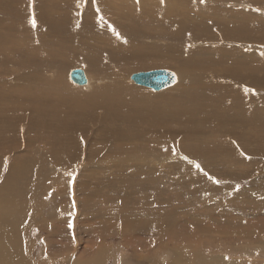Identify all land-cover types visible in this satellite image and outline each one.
Listing matches in <instances>:
<instances>
[{
  "label": "rangeland",
  "instance_id": "obj_1",
  "mask_svg": "<svg viewBox=\"0 0 264 264\" xmlns=\"http://www.w3.org/2000/svg\"><path fill=\"white\" fill-rule=\"evenodd\" d=\"M0 1V4L5 2L3 11L8 16L13 13V17L9 16L12 19L7 20L11 26H19L18 21L27 25L25 39V35L21 36L18 31L9 29L5 32V27L3 38L7 37L8 40L5 39L3 43L5 46L9 43L6 48H10L11 42L19 39L28 45L29 52L36 48L41 51L42 56L31 53V61L38 57L44 59L37 66H27L25 60L29 56L23 52L15 51L18 55H11L13 51L11 54H0V124L14 126L16 129L12 131L19 133L11 138L13 133L9 128L0 129V137L3 138L0 140V194L3 186L9 188L7 183L13 181L17 174L11 175L8 171L13 157L27 156L32 150L38 152L34 163L38 162L41 167L43 165L37 172L44 173V177H29L28 169H34L33 163H30L24 169L28 172L23 177L25 179L18 185L13 183L20 191L25 188L23 191L30 205L29 213H32L33 220L24 222L30 226L27 227L28 236L32 240L29 236L31 246L27 242L25 249L30 246L33 261H40L39 251L48 242L53 247L50 250H57L59 255L77 248L79 255L90 252L89 257L96 251V247L106 243L110 245V250L105 257V264H118V261L121 264V260L122 264H165L171 258L170 250L179 249L184 255L197 247H209L211 251H221L228 257L237 255L234 257L240 264L248 257L256 262H264L262 252L243 256V250L248 251L247 241L250 242L248 246L252 247L264 241L261 239L258 242L259 236H264V159L250 156V159L247 158L250 163L244 165L243 169L234 165L233 161H224L225 157L230 158L231 147L241 151V140L235 136L239 128H231L237 125L239 119L244 117L248 122L251 119L259 120L257 127L246 134L251 135V139L259 136L264 138V127L260 128L264 124V89H255L249 73V77L238 76L234 83L233 78L221 69L224 66H235V61L241 64L240 61L245 58L249 64L264 65V0H26L24 8L21 0L19 14L12 1ZM54 3L58 5L53 7ZM165 7L170 8L169 13L159 10ZM51 10L60 11V15L58 12L59 16L53 17L56 11ZM20 14L25 15L24 20ZM206 15L212 24L197 27L196 22L206 20ZM86 16L89 18L86 19ZM99 24L104 26L102 28L105 32L96 29ZM181 24H185V28ZM53 26H56V30ZM179 29L182 34L187 32L189 35L191 32L188 41L178 43L171 40L176 39L173 34L181 32ZM74 33L95 34L94 41L97 40L99 45L98 39H116L118 43L129 42L130 45L125 55L106 52L105 57L111 56L118 60H104L99 63L103 66L98 70L97 66L90 65L92 62L89 60L65 62L59 57L74 59L81 56L75 54L73 48L74 40L81 36ZM59 35L63 38H59ZM85 37L81 40L87 42V39H83ZM36 40L45 45L41 46ZM30 42H33L31 46ZM136 46L150 49L140 51L136 58L134 56L128 60L132 53H136ZM170 51H173V58L179 57L185 63L170 60ZM17 57L22 60L18 61ZM75 68L84 70L89 78V86L71 82L68 74ZM158 68H167L177 74L178 82L175 86L152 91L130 80L134 72ZM60 79H64L61 84H67H64L65 91L62 90L63 85L59 88L53 84ZM258 80L262 81V78ZM116 82L120 86L111 84ZM233 83L234 87L229 88ZM107 85L109 89H105ZM184 85L187 86L183 89ZM24 90L32 98H27L26 103L19 99ZM73 90H77L76 95ZM241 92L245 95L251 93L248 100H238L239 104L242 101L245 105L241 102L243 106L233 105L228 109L227 99V109L215 123L212 109L218 97L235 96L233 100H236ZM202 98H205L204 102ZM240 110L244 116H241ZM253 110L259 111L262 117L258 118L256 111L251 112ZM33 120L34 123L42 121L43 126L31 127ZM214 125L219 129L215 127L214 130ZM247 127V124H242L240 128ZM189 129L197 141L187 138ZM135 132H143L145 136L139 135L138 139ZM39 135L43 138H37ZM202 139L207 142L214 140L216 149L204 146L203 141L199 142ZM14 141L22 146L17 152L9 149ZM154 141L174 147L166 154H159L155 149L153 152L148 148L147 144ZM198 142L203 146H198ZM49 143L56 145L51 149L54 153L43 155L50 149ZM137 143H142L145 151L141 147L140 151H134L133 147ZM255 144L256 141L251 140L248 148L254 151ZM117 145L125 146L128 152H120L118 156L110 153L116 161L111 158L107 164L106 152L109 154L112 151L110 146L117 150ZM185 146V154H181L179 150L183 151ZM209 148L211 151L217 150L215 156L201 153L202 149L206 151ZM95 150L99 152L92 153ZM60 157L62 159L58 161ZM252 169L255 170L250 171ZM216 176H219L218 179ZM217 181L223 186L214 188L215 195L208 194L207 197L209 185ZM42 184L48 185V188L40 191L38 187ZM227 186H231L229 190H222ZM245 188L246 199L241 196L233 198L236 191ZM194 190L199 194L193 196L190 192ZM12 194L14 192H10ZM108 195L114 199L111 201L113 203L109 202L110 199L108 202L103 201L107 200ZM223 199L227 202L223 213L230 214H220V207L216 211L210 208L220 204ZM35 204L41 209L36 206L34 211ZM204 209L207 212H203ZM40 217L46 218L49 225L38 224ZM259 219H262L261 223ZM244 220H249V223ZM76 223L77 228L73 230V224ZM46 224L48 229L40 227ZM112 228H116L115 231ZM162 231L164 234L160 235ZM38 234L41 239L36 237ZM20 247L22 244L13 248ZM163 247H167V252L163 251ZM121 248L127 251L126 257L120 255ZM134 252H140L147 258H134Z\"/></svg>",
  "mask_w": 264,
  "mask_h": 264
},
{
  "label": "bare ground",
  "instance_id": "obj_2",
  "mask_svg": "<svg viewBox=\"0 0 264 264\" xmlns=\"http://www.w3.org/2000/svg\"><path fill=\"white\" fill-rule=\"evenodd\" d=\"M10 1H12L13 3H14V5L17 7V9H18V14L21 12V6H22V1L21 0H10ZM25 1L26 0H23V8L26 6V4H27V2L25 3ZM1 2V1H0ZM58 5V3H54L53 4V7L54 6H57ZM4 7H5V2L4 1H2V3L0 4V12H2V13H0V17L1 18H3V19H0V54H11V52H12V54L11 55H13V54H17V53H15V51H19V52H23L22 54H26V55H28L29 56V58H28V60H25L26 62H27V66H29V65H33V66H37L38 64H41V60H44V59H41V58H36L34 61H31V58L33 57L32 55L33 54H31V53H39V56H42V55H40V52L38 51V50H31L30 52H29V50H28V48L29 47H27L28 45L27 44H25L23 41H21V40H19V39H16V41H13V42H11V47L13 48L12 50L10 49V48H6V46H8L9 45V43H7L6 44V46L4 45V43H3V41L5 40V39H7V37L6 38H3V32H4V29H5V27H6V31L5 32H7V30H9V29H11V30H15V31H18L20 34H21V36L23 35H25L24 36V39H25V37H26V30H27V25L24 23V22H22V21H18L19 23H20V25L19 26H17V27H13V26H11L10 25V21H7L8 19H12L11 17H9V16H12V14L11 15H9L8 16V13H5L4 11H3V9H4ZM159 10L160 11H162V12H165V13H169L170 12V8L169 7H165L164 9H160L159 8ZM52 12L54 11V10H51ZM56 11V10H55ZM54 11V12H55ZM40 12H42V11H40ZM39 12V13H40ZM51 12V13H52ZM58 12H59V15H60V11H56L54 14H53V17L56 15V16H59L58 15ZM35 13V12H34ZM17 14V15H18ZM23 14H25V13H23ZM21 15V14H20ZM19 15V16H20ZM43 15V14H42ZM48 15H49V13H48ZM4 16H5V18H4ZM23 16H25V15H21V17L23 18V20H24V17ZM29 16V15H28ZM36 16V15H35ZM79 16V15H78ZM13 17V16H12ZM40 17H43V16H41L40 15ZM206 17H207V15L206 16H204V18L206 19ZM30 18V17H29ZM87 18H89V16H86V19ZM15 19V18H14ZM40 19H43V18H40ZM39 19V20H40ZM202 19V18H201ZM209 20H211V19H209ZM195 22V21H194ZM193 24V23H192ZM195 24V23H194ZM212 24V21L210 22V21H208L207 19L206 20H204L203 19V21H198V22H196V25H197V27H200V28H202V27H207V25H211ZM30 24H28V26H29ZM50 25V24H49ZM94 25H95V23H94ZM35 26V25H34ZM37 26V25H36ZM180 26H182L183 28H185V24L183 25V24H181ZM194 26V25H193ZM40 27V26H39ZM50 27V26H49ZM53 27H55V30H56V26H53ZM53 27H51V29L53 28ZM102 27H104V26H102L101 24H99L98 26H97V30L98 31H104L105 32V29L104 28H102ZM34 28V27H33ZM32 28V29H33ZM57 28H58V26H57ZM193 28V27H192ZM199 28V29H200ZM31 29V28H30ZM30 29L28 30V31H30ZM95 29V27H94V30H96ZM187 29V28H186ZM188 29H189V27H188ZM198 28H197V30H199ZM241 29H243V28H241ZM35 30V29H34ZM53 30V29H52ZM52 30H50V32H52ZM58 30V29H57ZM180 30V29H179ZM245 32H248L249 34H250V32L248 31V30H245V29H243ZM37 31H39V30H37ZM41 31V30H40ZM39 31V32H40ZM181 31V30H180ZM42 32V31H41ZM44 32V31H43ZM53 32H55V31H53ZM60 32V31H59ZM140 32V31H139ZM32 33V31L30 32V34ZM37 33V32H36ZM57 33V32H56ZM56 33H54V35H56ZM136 33H138V31L136 32ZM190 31H189V35H190ZM18 34V33H17ZM29 34V35H30ZM43 34V33H42ZM62 34V33H61ZM74 34H76V33H74ZM148 34V33H147ZM188 33L187 32H185V34H182V31L181 32H179V33H176V34H173L174 36H175V38L176 39H172L171 38V40L172 41H176V42H180V43H184V42H186V41H188V38H189V35H187ZM7 35V34H6ZM37 35V34H36ZM46 35V34H45ZM45 35H43V37L45 36ZM57 35H58V33H57ZM76 35H78V36H81V38L79 39H77V40H74V43H73V48H75L74 50H76L75 51V54H78V55H81V56H79V57H76V58H74V59H69V58H66L65 56H59V57H62L63 59H64V61L66 62V60H73L74 62L76 61H78V60H81V59H85V60H89V62H92V64H90V65H92V66H97L98 67V70H100V68H101V66H103V64H99V63H101V62H103L104 60H107V61H109V62H113V61H115V60H118V59H113L111 56L110 57H105V55H106V52H108L109 54H111V55H113V54H120V55H125V53L128 51V45H130L129 44V42H127V43H118V41L119 40H114V39H111V40H109V41H107V39H98V41L100 42V45L98 44V43H96L97 42V40H95L94 41V35L95 34H91V35H89L88 33H86V34H76ZM89 35V36H88ZM137 35V34H136ZM33 36V35H32ZM52 36V35H51ZM60 36V35H59ZM58 36V37H59ZM71 36V35H70ZM83 36H86L85 38H83V39H87L88 41L86 42L85 40V42L84 41H82L81 39H82V37ZM97 36V35H96ZM127 36V35H126ZM132 36V35H131ZM11 37V36H10ZM13 37V36H12ZM35 36H33V38H34ZM58 37H56V38H58ZM99 37V36H98ZM100 37H104V36H100ZM254 37V36H253ZM30 38V37H29ZM33 38H32V41H33ZM45 38V37H44ZM50 38V37H49ZM52 38V37H51ZM59 38H61V36L59 37ZM62 38H63V36H62ZM61 38V39H62ZM23 39V40H24ZM39 39V38H38ZM53 39V38H52ZM65 39V38H64ZM8 40V39H7ZM27 40V39H26ZM30 40V39H29ZM68 39H66V41H67ZM36 41H38L39 43H41V46H44L45 45V43L44 42H42V41H40V40H36ZM63 41V40H62ZM66 41H65V43H66ZM6 42H8V41H6ZM47 42V41H46ZM52 42H54V40L52 41ZM58 42V41H57ZM59 42H61V40H59ZM142 42V41H141ZM262 42V41H261ZM27 43V42H26ZM33 43V42H32ZM31 42L29 43V45L31 46V44H32ZM62 43V42H61ZM60 43V44H61ZM67 43H69V41L67 42ZM53 44V43H52ZM151 44V43H150ZM157 44V43H156ZM35 46H36V44H34ZM58 45V44H57ZM62 46L64 45V44H61ZM61 45H59V46H61ZM33 46V45H32ZM35 46H33V47H35ZM59 46H58V48H59ZM38 47H40V46H38ZM46 47V46H45ZM57 47V46H56ZM137 48H135V52L136 53H132V55H131V57L128 59V60H131L134 56H135V58L139 55L138 53L140 52V51H143V50H149L150 48H141V47H139V46H136ZM121 48H123V50L121 49ZM10 49V50H9ZM43 49V48H42ZM41 49V50H42ZM72 49V48H71ZM44 50V49H43ZM46 50V49H45ZM48 50H50V49H48ZM46 52V51H45ZM172 52L173 51H170V52H168V57H169V59L170 60H174V59H176V60H179L181 63H185V60H183V59H181V58H179V57H174L173 58V56H172ZM51 53V52H50ZM55 53H57V52H55ZM21 54V55H22ZM44 54V53H43ZM53 54V53H52ZM18 55V54H17ZM20 55V54H19ZM25 55V56H26ZM35 55V54H34ZM47 55V54H46ZM129 55V54H128ZM27 56V57H28ZM36 56H37V54H36ZM45 56V55H44ZM51 56V55H50ZM77 56V55H76ZM15 57V56H14ZM47 57H48V55H47ZM114 57V56H113ZM118 57V56H117ZM222 57V56H221ZM20 58V57H19ZM22 58V57H21ZM49 58V57H48ZM143 58V57H142ZM17 59H18V57H17ZM45 59H47L46 57H45ZM138 59H140V57L138 58ZM22 59H18V61H21ZM49 60V59H48ZM51 60V59H50ZM49 60V61H50ZM54 60V59H53ZM58 60H59V58H58ZM55 61H57V60H55ZM141 61V60H140ZM23 62V61H22ZM51 62H52V60H51ZM58 62V61H57ZM126 62V61H125ZM144 62V61H143ZM17 63V62H16ZM18 63H20V62H18ZM64 63V62H63ZM68 63V62H67ZM66 63V64H67ZM129 63H131V61L129 62ZM142 63V62H141ZM147 63H149V62H147ZM235 63V66H231L230 68H228V67H226V66H224V67H220L222 70H224L225 71V73L227 72L229 75H230V77H232L233 78V80L234 79H237V77L238 76H240V77H242L243 75H247V77H249L248 76V73H249V75L251 76V79H252V81L254 82L253 84L256 86L255 87V89H258V90H263L264 89V65H262V64H249V61H248V59L247 58H245V59H243V60H241L240 61V63L241 64H238L236 61L234 62ZM65 64V65H66ZM105 64V63H104ZM206 65V64H205ZM62 66V65H61ZM136 67V66H135ZM61 68V67H60ZM59 68V69H60ZM136 69V68H135ZM201 70V69H200ZM84 71V70H83ZM201 73L203 72V70H201L200 71ZM61 73H63V72H61ZM123 73V72H122ZM217 73H220V71L219 72H217ZM64 74V73H63ZM176 74V73H175ZM86 75V74H85ZM208 75V74H207ZM218 75V74H217ZM225 76V75H224ZM223 76V77H224ZM86 78H88V77H86ZM176 78H177V81H176V83L178 82V77H177V74H176ZM187 78V77H186ZM222 78V77H221ZM244 78V77H243ZM258 78H262V81H259L258 80ZM117 79V78H116ZM188 79V78H187ZM219 79V78H218ZM246 79H248V78H246ZM250 79V80H251ZM61 80L63 81L64 79H60L59 80V82H57V83H53V84H57V86H59V88L63 85V87H62V90L63 91H65V89H64V84H66V83H63V84H61ZM243 81V80H242ZM118 82V81H117ZM111 83L112 85H115V86H117L118 85V83ZM212 82V81H211ZM175 83V84H176ZM209 83H210V81H209ZM218 83H219V80H218ZM217 83V84H218ZM234 83H235V80H234ZM232 84V85H229V88H233L234 87V85L235 84ZM175 84H174V86H175ZM187 84V83H186ZM188 84H189V82H188ZM244 84V83H243ZM252 84V83H251ZM67 85V84H66ZM90 85V82H89V78H88V80H87V83L84 85V86H89ZM190 85V84H189ZM192 85V84H191ZM195 85V84H194ZM239 85V84H238ZM245 85V84H244ZM111 86V85H110ZM118 86H120V85H118ZM179 86V85H178ZM185 86H187V85H184L182 88L184 89V87ZM208 86V85H207ZM112 87V86H111ZM172 87V86H171ZM209 87V86H208ZM213 87V86H212ZM117 88V87H116ZM119 88V87H118ZM191 88V87H190ZM254 88V87H253ZM105 89H109V85H107V86H105ZM128 89H130L129 87H128ZM186 89H187V87H186ZM60 90V89H59ZM78 90V89H77ZM77 90L75 91V90H73L74 91V94L76 95L77 94ZM110 90H112V88H110ZM121 90V89H120ZM124 90V89H123ZM133 90V89H132ZM133 92H135L134 90H133ZM182 92V91H181ZM184 92V91H183ZM229 92H230V90H229ZM217 93V92H216ZM233 93V92H232ZM63 94V93H62ZM134 94H136V93H133L132 95H134ZM236 94V93H235ZM250 94L251 93H249V95H245V94H243L242 92L240 93V94H238L237 95V99L236 100H233V97H235V96H225L226 98H220V97H218L219 99L218 100H216V103L214 104V109H212V110H214V112H213V119H214V121H215V123L222 117V113H224L225 111H226V109L227 108H225V103H226V100L228 101V103H226V104H228L227 105V107L229 106V108L228 109H231L232 107H233V105H240L241 104V102H240V104H239V101H240V98H242V100L243 99H247L248 100V98H249V96H250ZM151 96H159V95H152V94H150ZM204 95H206V94H204ZM232 95H234V94H232ZM29 96H30V93L27 91V90H24V92H23V96H21V97H19V99H20V101L22 102V103H26V102H28L27 101V98H29ZM57 96V95H56ZM218 96V95H217ZM74 97H76V96H74ZM190 97H192V96H190ZM204 97H207V96H204ZM210 98V97H209ZM209 98H208V100H209ZM32 98H29V100H31ZM191 99H193V98H191ZM203 99H205V98H202V101L204 102V100ZM24 100V101H23ZM207 100V101H208ZM239 100V101H238ZM123 101V100H122ZM99 102H101V101H99ZM234 102V103H233ZM245 102V101H244ZM243 103V102H242ZM203 104H206V103H203ZM244 104V103H243ZM249 103L247 102V105H248ZM97 105V104H96ZM245 105V104H244ZM197 106H199V105H197ZM240 106H243V105H240ZM249 106V105H248ZM263 106H264V103H263ZM36 107H38V105L36 104ZM202 108V107H201ZM243 107H241L240 109H242ZM249 108V107H248ZM114 109V108H113ZM117 110H118V108H117ZM35 111H36V113H39L38 111H37V109H35ZM250 111V110H249ZM256 111V112H255ZM32 113H34L33 111H31ZM180 112H182V111H180ZM179 112V113H180ZM240 112H241V110H240ZM239 112V113H240ZM243 112V111H242ZM241 112V116L243 115L244 116V114ZM251 112H255V113H257V117L258 118H261L262 116H261V113L259 112V111H257V110H253V111H251ZM237 113V112H236ZM238 113V115H240ZM244 113H245V111H244ZM249 113V112H248ZM263 113H264V109H263ZM253 114V113H252ZM225 115V114H224ZM249 116V115H251V114H246V116ZM29 116V114L27 113V117ZM234 116V115H233ZM233 116H232V118H233ZM237 116V115H236ZM256 116V115H255ZM108 117V116H107ZM224 117V116H223ZM239 117V116H238ZM252 117H254V116H252ZM248 118V117H247ZM27 119V118H26ZM236 119H237V117H236ZM239 119V118H238ZM257 119V118H256ZM257 121H259V120H254V119H251V120H249V122H248V120L247 119H245L244 117L242 118V119H239L238 120V122H237V125L236 126H233V127H231V128H239V132H236V135L235 136H239V139L241 140V145L239 146L240 147V149H241V151H237L235 148H232L231 147V151H230V158H228V157H225L226 159H224V161H233V164L234 165H236L237 167L238 166H240V167H242V169L244 168V165H248L250 162L248 161V159H250L251 157H255V158H260V159H264V150H262V151H260L261 150V148L263 147V145H264V138L262 137V136H259V137H256V138H254V139H251V135H247L246 134V132L247 131H250V130H252V129H255L256 127H257ZM263 121V120H262ZM4 122V121H3ZM234 122V121H233ZM218 123H220V122H218ZM242 124H247V128L246 129H243V128H240L241 127V125ZM194 125V124H193ZM253 125H255V126H253ZM38 126H43V123H42V121H36L35 123H34V120H33V125L31 126V127H38ZM192 126V125H191ZM215 125H214V130H216V129H219L218 127H216V129H215ZM262 127H264V124L262 123L261 125H260V128H262ZM1 128H9V131L10 132H12L13 134L11 135V138H14L15 136H17L19 133L17 132V131H12V129H16L14 126H10V125H7V124H5V125H1L0 124V129ZM190 130V129H189ZM117 132V131H116ZM115 132V133H116ZM191 132H192V130H190V132H189V135L187 136V138L188 139H192V140H195V141H197L196 140V137L194 136V135H192L191 134ZM136 133V138H138V139H140L139 138V135H140V137H143V136H145V133L143 134V132H135ZM164 133V132H163ZM114 134V133H113ZM117 134V133H116ZM198 134V133H197ZM234 135V134H233ZM6 136V135H5ZM157 137H160V135H158ZM156 137V138H157ZM7 138V137H6ZM37 138H43L42 137V135H39ZM149 138V137H148ZM187 138H186V140H187ZM157 139H159L160 140V138H157ZM0 140H3V138L2 137H0ZM154 140V139H153ZM251 140H255L256 141V144H255V150L254 151H252L251 149H249L248 148V146L250 145V143H251ZM202 141H203V139L202 140H200L199 142H201L202 143ZM27 142V141H26ZM29 142L30 143H32L30 140H29ZM53 142V141H52ZM198 142V146H200V145H202L201 143H199ZM12 143H14L13 144V146L12 145H10V147H9V149H13V151L14 152H17V150H19L22 146H21V143H16V141H14V142H12ZM54 144H55V142H53ZM185 142H183V144H184ZM203 143H204V146H207V147H214L215 149H216V142L214 141V140H211V142H207L206 140H204L203 141ZM220 143H221V141H220ZM24 144H26V143H24ZM51 143H49V145H50ZM128 144H132V143H128ZM135 144V143H134ZM147 145H149V149L150 150H152L153 152H154V150L153 149H155L156 151L155 152H157V153H159V154H166V153H168V152H170V149L172 148V147H174V145L173 146H170L169 144H167V145H163L162 144V142L161 141H159V142H157V141H154V142H149ZM12 146V147H11ZM55 146L56 145H52L51 144V146H50V149H48L43 155H46L47 153H54V152H52L51 151V149H53V148H55ZM119 145H117L116 146V149L117 150H115L114 148H112V146H110V150H112V151H110L109 152V154H108V152H106L107 154L105 155V158H106V160H105V162L108 164V162H109V160L111 159V158H115V157H111V154L113 155V156H115V155H117L118 156V154H121L120 152H122V153H127L128 152V149L126 150L125 149V146H122L121 145V147L120 148H117ZM203 146V145H202ZM127 147V146H126ZM140 147H141V150H144V145L142 144V143H137L133 148L135 149L134 151H140ZM176 147V146H175ZM189 147V146H188ZM103 148V147H102ZM238 148V147H237ZM8 149V148H7ZM185 149H187V147L185 146V148H184V150L183 151H180L179 150V152H181V154H185ZM69 150V149H68ZM70 151V150H69ZM97 151L99 152V150H95L94 152H92V153H97ZM107 151V150H106ZM145 151V150H144ZM216 152H217V150H214V151H211V149L209 148V149H207L206 151H205V149H202L201 150V153L202 154H208V153H211V155H213V156H215V154H216ZM40 153H42V152H40ZM105 153V152H104ZM111 153V154H110ZM136 153V152H135ZM223 153V152H222ZM18 154V153H17ZM29 154H31V156L29 157V158H27V156L29 155ZM29 154L27 155V156H16V157H13L12 159H11V165L9 166V168H8V171H10L11 173V175L13 174V173H16L17 172V174H16V176H15V178H14V180L13 181H9L7 184H8V186H9V188L7 187V186H3V192L0 194V264H105L104 262H105V257L107 256V255H109V250H110V245H107L106 243H103V244H100L98 247H96V251L95 252H93L92 253V256L91 257H89V255H90V252H84V253H80V255L78 254L79 252L75 249L74 251L73 250H69V251H65V253L64 254H62V255H59L58 253H57V250H50V249H52L53 247L51 246V244H49L48 242L46 243V245H44V246H42V248H41V250L39 251V260L40 261H33L32 259H31V256H30V246H31V242H28V240H29V236H28V234H29V228H27V227H30L28 224H25V222H27V221H29V220H33V217H32V213H29V210H30V208H29V206H28V204H27V197L25 196V194H24V192L25 191H23V190H25V188L24 189H21L22 191H20L19 189H16L15 187H14V184H16V185H18L21 181H22V179H25V178H23L24 176H26L27 175V171H25L24 169H26V167H28V166H30L29 164L31 163H33V167H34V169H32V170H30V169H28V171H29V177H32V176H36V177H44V173H38L37 171H38V169L39 168H42L43 167V165H42V167L40 166V165H38V162L37 163H34V159L36 158L35 157V154L37 155L38 154V152H34V151H32V150H30L29 151ZM195 154H197V153H195ZM199 154V153H198ZM143 156V155H142ZM146 156V155H145ZM199 156V155H198ZM251 156V157H250ZM139 157H141V156H139ZM96 159H97V157H95ZM98 158H99V156H98ZM128 158H130V157H128ZM152 158V157H151ZM248 158V159H247ZM62 158L60 157V158H58V161H60ZM141 159H143V158H141ZM100 160V159H99ZM98 160V161H99ZM115 161H116V159H114ZM125 160V159H124ZM104 163V162H103ZM174 163V162H173ZM105 165V164H104ZM24 166V168L23 169H21L20 167H23ZM141 166H139V168H140ZM144 167H146V166H144ZM138 168V169H139ZM246 168V167H245ZM253 170H255V169H252V170H250V171H253ZM142 170H140V172H141ZM245 171V170H244ZM243 171V172H244ZM250 171H249V173H250ZM246 173V172H245ZM256 174V173H255ZM227 175H230L229 173L227 174ZM7 176H9V175H7ZM74 176V175H73ZM251 176V175H250ZM218 177L219 176H216V178L218 179ZM13 178V177H12ZM226 179V178H225ZM202 180V179H201ZM33 182V181H32ZM14 183V184H13ZM220 183L221 182H219V181H217L215 184H210L209 185V187H208V189H207V191H206V193H207V197H208V194H213V195H215L214 194V191H215V189L214 188H219V187H221V186H223V185H220ZM223 184V183H222ZM227 185V184H226ZM205 186H206V184H205ZM231 187V186H230ZM230 187L229 186H227V187H225L224 189H222V190H229L230 189ZM45 188H48V185H41V186H39L38 187V190H40V191H43ZM32 189V188H31ZM237 190V189H236ZM245 190H247L246 188L245 189H240V190H238V191H236L235 192V194L236 195H233V198H240V196H241V198H244L245 197V199L247 198V193H246V191ZM239 191H240V194L239 195H237V193H239ZM10 192L12 193V192H14V194H12V195H10ZM39 193H41V192H39ZM193 196L194 195H196V194H199V192H197V191H191L190 192ZM222 193V192H221ZM249 194H250V192H249ZM31 195V194H30ZM136 195V194H135ZM188 195H190V194H188ZM222 195H224V194H222ZM21 196H24V197H21ZM191 196V195H190ZM220 196V195H219ZM183 197V196H182ZM249 197V196H248ZM252 197V196H251ZM154 198V197H153ZM13 199L14 200H17V202H15V201H13ZM29 199V198H28ZM109 199H110V201H109ZM180 199H182V198H180ZM183 199H184V197H183ZM187 199V198H186ZM188 200V199H187ZM204 200V199H203ZM224 200L225 199H223L222 201H221V203L220 204H216L215 206H213V207H210V208H213V209H215L214 211H216V210H218V208L220 207V210H221V212H220V214H230V213H228V212H224L223 213V211H224V205H225V203H227V202H224ZM234 200V199H233ZM18 201H20V202H18ZM103 201L104 202H110V203H113V202H111V201H114V199L112 198V196L111 195H108V198H107V200L106 199H103ZM204 201H206V198H205V200ZM260 201V200H259ZM190 203V202H189ZM234 203V202H233ZM238 203V202H237ZM44 204V202L42 203V205ZM185 204V203H184ZM36 206H38V209L40 210L41 209V207L38 205V204H35V209H34V211L36 210ZM152 206V205H151ZM240 206V205H239ZM174 207H176V206H174ZM184 207V206H183ZM238 208H241V207H238ZM37 209V210H38ZM173 209V208H172ZM264 209V208H263ZM34 211H33V213H34ZM152 212V211H151ZM203 212H207V209H204V211ZM208 212H209V210H208ZM104 214H107V213H104ZM146 217V216H145ZM130 218V217H129ZM39 219V221L40 222H38V224H44V223H47L48 225H49V222H46L47 220H46V218H44V217H40V218H38ZM118 220V219H117ZM25 221V222H24ZM142 221V220H141ZM154 221V220H153ZM246 223H249V220H244ZM261 221H262V219H259L258 220V222L259 223H261ZM105 222V221H104ZM147 222V221H146ZM144 223V224H147V223ZM159 222V221H158ZM239 222V221H238ZM240 222H242V221H240ZM99 223H101V222H99ZM263 223V222H262ZM47 224L46 225H42V226H40V227H43V229H48L49 228V226H47ZM149 225H150V223H149ZM163 225H164V223H163ZM74 228H75V230H76V228H77V223L76 224H73V230H74ZM120 228V227H119ZM135 228H136V226H135ZM166 228V227H165ZM114 229H116V228H112L111 230H114ZM121 229V228H120ZM134 229V228H133ZM100 230V229H99ZM118 230V229H117ZM128 230V229H127ZM115 231V230H114ZM166 232V231H165ZM112 233V232H111ZM100 234V233H99ZM102 234V233H101ZM164 234V232L162 231L161 233H160V235H163ZM40 234H38V236L36 235V237L37 238H39V239H41L40 238ZM247 238V237H246ZM248 239V238H247ZM261 239H264V236H259V240H258V242L260 243V241H261ZM32 239H31V236H30V241H31ZM36 240V239H35ZM28 242V244L30 245H28L27 246V250L25 249V243H27ZM249 241H247V243H246V246L248 247V251H246L245 249L243 250L244 251V253H243V256H249L251 253H253V252H258V253H261L262 254V256H263V258H264V252L262 251V250H264V241L260 244V245H258L257 247H252V246H248L249 245ZM19 244H22V247H20V248H13V247H15V246H19ZM242 246H244V243L242 244ZM241 246V247H242ZM35 247V246H34ZM63 247V246H62ZM85 247H87V246H85ZM89 247V246H88ZM202 247H204V246H202ZM164 248V250L163 251H165V252H167L166 250H167V247H163ZM192 248V247H191ZM218 248H220V247H218ZM174 249H177V247H174ZM122 250H124V251H122ZM211 250H210V248L209 247H207V248H205V249H200L199 247H197V248H195V249H190V252L189 251H187V252H185V254L184 255H182L181 254V251L178 249V251L177 250H170V252H171V254H170V259H168L169 260V262L167 263H165V264H240V262L235 258V257H237V255H234V256H231V257H228V256H224V254L221 252V251H218V252H215L216 250H212L211 252H210ZM120 255L121 256H123V257H126V255H127V251L124 249V248H121L120 249ZM184 253V252H183ZM52 254V255H51ZM133 255H135L136 254V256H134V258H147V257H145V256H142V253H140V252H137V253H132ZM156 254H158L157 252H156ZM152 258L153 259H155L154 258V255H152ZM59 260V261H58ZM40 262V263H39ZM121 262V264L123 263V261L121 260L120 261ZM153 263H155V264H157V263H159V262H153ZM242 263L243 264H264V262L261 260V261H258V262H256V260L254 261V260H251V258H247V259H245V261H242ZM118 264H119V261H118Z\"/></svg>",
  "mask_w": 264,
  "mask_h": 264
},
{
  "label": "water",
  "instance_id": "obj_3",
  "mask_svg": "<svg viewBox=\"0 0 264 264\" xmlns=\"http://www.w3.org/2000/svg\"><path fill=\"white\" fill-rule=\"evenodd\" d=\"M69 79L76 85H85L87 78L83 69L75 68L69 71ZM130 80L136 85L144 86L152 91H161L173 86L176 74L167 68H158L147 71H138L130 75Z\"/></svg>",
  "mask_w": 264,
  "mask_h": 264
},
{
  "label": "snow or ice",
  "instance_id": "obj_4",
  "mask_svg": "<svg viewBox=\"0 0 264 264\" xmlns=\"http://www.w3.org/2000/svg\"><path fill=\"white\" fill-rule=\"evenodd\" d=\"M35 23V21L33 20V24ZM71 227V225H69Z\"/></svg>",
  "mask_w": 264,
  "mask_h": 264
}]
</instances>
